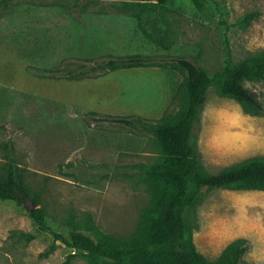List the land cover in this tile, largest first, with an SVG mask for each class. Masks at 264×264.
<instances>
[{
    "label": "rangeland",
    "instance_id": "1",
    "mask_svg": "<svg viewBox=\"0 0 264 264\" xmlns=\"http://www.w3.org/2000/svg\"><path fill=\"white\" fill-rule=\"evenodd\" d=\"M1 1L0 177L8 163L17 166L55 229L129 239L142 228L150 202L152 185L144 172L159 161L155 139L120 123L94 121L90 113L158 120L184 101L177 59L212 74L227 55L238 62L264 54V0H204L203 11L189 0H172L163 11L172 46L150 49L135 41L167 66L113 71L90 67L133 51L113 44L91 53L87 39L97 28L83 25L91 14H120L111 0ZM247 14L254 18L243 24ZM107 30L115 35L118 27ZM41 69L90 77L53 80L41 77ZM246 86L264 107V82ZM192 143L211 173L263 159L264 115L247 113L211 86ZM27 208L33 209L27 199H0V264H87L85 256L36 227ZM186 221L206 258L244 238L249 249L241 264H264V191L203 189Z\"/></svg>",
    "mask_w": 264,
    "mask_h": 264
},
{
    "label": "trees",
    "instance_id": "2",
    "mask_svg": "<svg viewBox=\"0 0 264 264\" xmlns=\"http://www.w3.org/2000/svg\"><path fill=\"white\" fill-rule=\"evenodd\" d=\"M10 0H2L7 5ZM111 7L118 13L133 17L142 35L155 45L169 49L166 40L167 24L164 9L172 0H111ZM198 11L204 10V0H189ZM69 10V8L64 5ZM253 14L241 20L249 24ZM157 20L164 22L158 26ZM176 67L183 73L184 101L176 111H167L158 120L139 116H100L90 113L94 121H112L133 129L136 134H151L155 139L159 161L148 168L144 175L152 185L151 198L142 217V228L129 239H119L96 232L90 235L84 230L55 229L37 195L26 187L24 176L18 167L8 163L7 174L0 177V199H22L31 202L29 217L36 227L61 241L71 252L87 258V264H241L249 249L247 239L238 238L229 243L214 259L201 254L192 238L186 221V213L198 201L202 190L233 189L264 191V158L249 159L226 167L216 173L208 172L202 164L201 153L192 143V133L206 102L208 89L215 86L225 97L234 99L247 113L264 115V107L246 86L247 82H264V54L248 56L232 62L227 55L221 70L212 74L191 61L180 58ZM163 59L131 54L109 57L92 71H113L137 67L164 68ZM39 71V69H33ZM41 77L48 79L80 80L90 75L63 74L41 69ZM103 74V73H102ZM96 74L95 76H99Z\"/></svg>",
    "mask_w": 264,
    "mask_h": 264
},
{
    "label": "crops",
    "instance_id": "3",
    "mask_svg": "<svg viewBox=\"0 0 264 264\" xmlns=\"http://www.w3.org/2000/svg\"><path fill=\"white\" fill-rule=\"evenodd\" d=\"M83 25H88L90 27H96L95 32H91L88 37L89 51L92 53L99 49H105L108 47L114 48L113 44L124 47L127 50L133 51L132 54L148 55L149 53L144 51L142 48H138L135 41H138L141 45H148L150 49L153 46L159 48L157 45L152 43L150 40L146 39L137 26V21L125 14H107V13H97L89 15ZM112 26H117L118 31L115 35H111L107 32V29ZM131 31V32H130ZM118 40V44L112 42L113 40ZM150 44V45H149ZM118 47V46H117ZM138 48V49H136ZM131 55V54H129Z\"/></svg>",
    "mask_w": 264,
    "mask_h": 264
}]
</instances>
